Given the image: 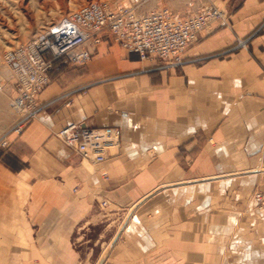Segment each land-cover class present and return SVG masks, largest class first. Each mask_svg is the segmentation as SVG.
I'll use <instances>...</instances> for the list:
<instances>
[{"label": "crops", "instance_id": "crops-1", "mask_svg": "<svg viewBox=\"0 0 264 264\" xmlns=\"http://www.w3.org/2000/svg\"><path fill=\"white\" fill-rule=\"evenodd\" d=\"M223 4L182 67L106 33L54 65L0 152V264H264V0ZM70 125L116 131L102 163L56 138Z\"/></svg>", "mask_w": 264, "mask_h": 264}, {"label": "built area", "instance_id": "built-area-1", "mask_svg": "<svg viewBox=\"0 0 264 264\" xmlns=\"http://www.w3.org/2000/svg\"><path fill=\"white\" fill-rule=\"evenodd\" d=\"M128 1L130 7L120 6L114 11L103 2L92 1L51 26L45 35L7 53L6 62L15 75V97L10 108L17 118L0 133V147L9 148L10 136H20L41 110L36 96L49 85L54 65H85L90 60L86 43L97 46L102 33L127 53L155 63L157 69L168 70L182 67L186 63L184 53L200 32L225 19L224 11L203 5L186 14L168 9L139 14L135 7L143 0ZM247 42L238 40L237 47L244 48ZM56 138L81 159L100 164L115 144L117 133L70 125ZM252 200L259 211H264V189L254 191Z\"/></svg>", "mask_w": 264, "mask_h": 264}, {"label": "rangeland", "instance_id": "rangeland-1", "mask_svg": "<svg viewBox=\"0 0 264 264\" xmlns=\"http://www.w3.org/2000/svg\"><path fill=\"white\" fill-rule=\"evenodd\" d=\"M92 1L105 3L110 11L120 6L130 7L128 0H0V133L7 131L17 118L10 108V102L15 97V75L6 62L7 53L45 35L51 26ZM225 1L143 0L135 9L139 14L160 9L186 14L202 5L213 6L224 11V21H217L222 23L228 20ZM12 136L19 137L11 135L9 141ZM10 147L11 142L7 149L0 147V152L8 153Z\"/></svg>", "mask_w": 264, "mask_h": 264}, {"label": "bare ground", "instance_id": "bare-ground-1", "mask_svg": "<svg viewBox=\"0 0 264 264\" xmlns=\"http://www.w3.org/2000/svg\"><path fill=\"white\" fill-rule=\"evenodd\" d=\"M46 33V32H45Z\"/></svg>", "mask_w": 264, "mask_h": 264}]
</instances>
